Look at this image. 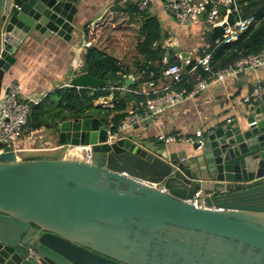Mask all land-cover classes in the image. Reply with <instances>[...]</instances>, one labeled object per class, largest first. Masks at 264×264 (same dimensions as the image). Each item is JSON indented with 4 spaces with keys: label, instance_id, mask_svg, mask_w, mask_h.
<instances>
[{
    "label": "water",
    "instance_id": "obj_1",
    "mask_svg": "<svg viewBox=\"0 0 264 264\" xmlns=\"http://www.w3.org/2000/svg\"><path fill=\"white\" fill-rule=\"evenodd\" d=\"M86 1L0 0V94L21 44L71 42ZM173 56L186 70L189 53ZM69 87L116 86L80 73ZM227 122L170 154L134 132L111 140L99 118L68 120L53 129L60 149L4 155L0 264H264V98ZM78 146L92 162L66 157ZM196 192L204 208L188 202Z\"/></svg>",
    "mask_w": 264,
    "mask_h": 264
},
{
    "label": "crops",
    "instance_id": "obj_2",
    "mask_svg": "<svg viewBox=\"0 0 264 264\" xmlns=\"http://www.w3.org/2000/svg\"><path fill=\"white\" fill-rule=\"evenodd\" d=\"M139 1L87 0L82 4L81 11L77 15L74 39L71 42H66L52 36L49 39L38 37L36 40H27L21 44L20 49L16 52L17 63L5 78L4 85L9 81L19 84L22 99L31 106L54 97V93L60 89L70 88L71 80L82 73L86 49L92 45L97 46L95 43L98 42H95L93 29L108 20L114 23L115 27L113 28H117L119 26L118 19L123 18L127 21L125 29L136 31L135 44L131 48L134 50L139 38L138 30L141 27V22L136 20L131 24L128 15L114 12V8L127 2L137 3L139 7ZM148 10L153 17L158 19L163 31L169 35L166 46L170 50L173 49L176 54L199 52L204 46L213 42L214 29H211L210 32L202 19L186 26H180L165 12L160 0H153ZM104 43L103 41L100 42L97 47L100 46V49L108 51L126 64L131 66L134 64L136 53H123L118 44L108 46V43L106 45ZM239 73L227 78L224 82L213 83L209 89L201 92L195 98L176 108L167 110L152 122L129 132H134L138 137L151 144L167 148L170 154L183 152L184 149L191 151L192 146L190 144L179 141L165 144L159 142L158 137L166 135L178 140L192 138L198 131H206L210 127L228 120L239 119L242 111L248 105L247 98L256 86L264 85V68ZM135 81L136 78L133 76V82ZM170 81L169 78H165L158 86L170 83ZM146 84H143L141 89H146ZM110 89L118 90L119 88L116 86ZM122 94L125 95L126 93L122 92ZM144 97L146 100L148 99V97ZM95 103H97L96 105L107 104L109 107H102L110 109L114 107L116 100L112 95ZM134 105V101L128 104V113L134 110ZM24 142L31 145L29 141L24 140L23 144H19L20 148L26 150L37 148L33 145L26 146Z\"/></svg>",
    "mask_w": 264,
    "mask_h": 264
},
{
    "label": "built area",
    "instance_id": "obj_3",
    "mask_svg": "<svg viewBox=\"0 0 264 264\" xmlns=\"http://www.w3.org/2000/svg\"><path fill=\"white\" fill-rule=\"evenodd\" d=\"M153 0H140L139 8L147 10ZM163 4L165 12L175 20L180 26H186L202 19L207 27L212 30L221 27L224 30L223 35L204 46L199 52H189V59L186 61L187 67L196 62L190 74H194L197 68H202L206 73H212V55L213 49L225 44H232L239 40L240 36L247 32L252 25L256 24L254 18L243 17L242 5L245 0H160ZM230 16H233V23H229ZM89 46V45H88ZM164 64H168V59L164 58ZM264 68V47L262 51L256 55L249 56L234 66L214 73L212 80H200L193 92L177 91L173 88L174 84L182 82L183 69L181 65L169 66L165 72V78L170 79V83L158 86L154 82L146 84V89L132 91L129 87L123 85L118 90L123 93H131L137 96H146L148 99L140 102L128 116L121 121L118 129L113 130V125L107 127L108 135L111 140L117 139L121 133L129 132L137 127L152 122L155 118L164 114L167 110L176 108L185 102L195 98L201 92L206 91L213 83L224 82L227 78L236 76L239 72L255 71ZM132 79L133 76H127ZM150 97V98H149ZM264 98V85H258L247 98V103L251 104ZM31 112V105L22 99V92L19 84L9 81L3 85L0 94V159L9 153L16 154V160L21 158L17 156L18 152H24L26 149L20 148L19 144L24 140L29 142L38 141L41 136L38 133L40 129L31 133L28 137L24 135V128L27 126ZM232 120H228L230 123ZM204 131H198L194 137L186 139H176L172 136L162 135L158 137V141L169 144L176 141L185 142L191 146L203 144ZM41 150H58L61 147L51 145L47 147H37ZM65 148V147H64ZM75 152V154H72ZM66 157L77 158L81 161L92 162L93 150L92 146L72 147L66 154ZM201 192H196L189 203L196 207L204 208L205 205L200 200Z\"/></svg>",
    "mask_w": 264,
    "mask_h": 264
},
{
    "label": "trees",
    "instance_id": "obj_4",
    "mask_svg": "<svg viewBox=\"0 0 264 264\" xmlns=\"http://www.w3.org/2000/svg\"><path fill=\"white\" fill-rule=\"evenodd\" d=\"M114 12L128 15L131 24L136 20L141 22L134 64L132 66L126 64L108 51L92 45L86 49L84 54L82 73H88L94 78L103 79L116 86L121 84V86H117L118 88L125 85L127 76L133 75L136 81L130 87L132 91L140 90L145 83L154 82L159 85L161 81H164V72L169 66L181 64L180 59L174 56L168 60V64L163 63L170 51L166 46L169 35L163 31L158 19L153 17L148 9L140 10L137 3L127 2L122 6L118 5L114 8ZM242 12L245 19L254 18L256 24L243 33L238 41L213 49L212 73H206L199 67L194 74H190L196 64L193 61L183 71L182 82L173 85L175 90L186 91L189 94L193 92L200 80H212L214 73L234 66L239 61L262 51L264 47V0H245ZM93 30V33L96 34V28ZM112 95L116 100L113 108L96 106L95 114L85 112L86 106L93 107L96 101ZM133 101L135 108L139 106L140 102L146 101V98L131 93L123 95L121 91L110 88L98 91L85 90L83 94L76 89L63 88L56 91L54 97L31 106L24 135L28 137L31 133L42 128L54 129L61 122L86 118H99L106 126L113 125V130L116 131L121 121L128 116V104ZM65 112L67 113L63 114Z\"/></svg>",
    "mask_w": 264,
    "mask_h": 264
},
{
    "label": "rangeland",
    "instance_id": "obj_5",
    "mask_svg": "<svg viewBox=\"0 0 264 264\" xmlns=\"http://www.w3.org/2000/svg\"><path fill=\"white\" fill-rule=\"evenodd\" d=\"M118 24H119V26L117 28H113V27H115L114 23L108 20L106 23L97 26L96 32H95L96 34L94 35V39H95V42H98V43H95V44L98 46V45H100V42H102V41L105 42L104 45H106L108 43L109 44L108 46H113V45L118 44L119 46H121L119 48H120V51H122L123 53L124 52L125 53L130 52V53L135 54L136 53L135 49L132 50L131 48L135 44L134 38H135L136 31H134V29H131V30L125 29V26L127 25V21L123 18L118 19ZM209 29L211 32V28H209ZM101 47H102V45H101ZM130 53H127V54H130ZM122 55H124V54H122ZM94 104H95V106H93V107L92 106H86L85 112L89 113V114H95L96 110L94 108L96 106L109 107V105H107V104H104V105H96L97 103H94ZM59 112H60V110H59ZM66 113L67 112H65L63 114H66ZM107 127H108V125H107ZM46 129L47 128H44L41 133L40 132L38 133V136L39 135L41 136V138L38 141H36L35 143L30 142L31 145L30 144L28 145L26 142H24L25 145L26 146H32L33 145V146H37V147H42V146L47 147V146H51V145H56L57 143L55 142V138H54L55 131L53 129H47V130Z\"/></svg>",
    "mask_w": 264,
    "mask_h": 264
},
{
    "label": "bare ground",
    "instance_id": "obj_6",
    "mask_svg": "<svg viewBox=\"0 0 264 264\" xmlns=\"http://www.w3.org/2000/svg\"><path fill=\"white\" fill-rule=\"evenodd\" d=\"M72 154H75V152H72Z\"/></svg>",
    "mask_w": 264,
    "mask_h": 264
}]
</instances>
